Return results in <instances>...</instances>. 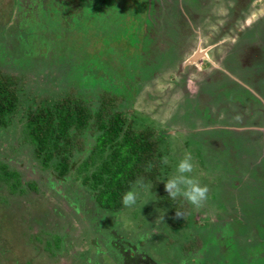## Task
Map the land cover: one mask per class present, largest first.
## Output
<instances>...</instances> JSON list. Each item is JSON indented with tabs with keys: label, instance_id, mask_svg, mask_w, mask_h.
Masks as SVG:
<instances>
[{
	"label": "rangeland",
	"instance_id": "obj_1",
	"mask_svg": "<svg viewBox=\"0 0 264 264\" xmlns=\"http://www.w3.org/2000/svg\"><path fill=\"white\" fill-rule=\"evenodd\" d=\"M37 1L38 8L45 4L43 14L48 12V16L55 0ZM110 1L72 0L70 13L55 27L50 19L42 20L25 35L27 46L10 41L13 38L5 41L7 53L0 59L1 66L19 78L24 89L22 106L25 101L26 107L30 101L34 104V98L41 103L66 95L73 87L69 73L74 61L82 68L84 79L124 91L126 101L121 107L137 114L139 126L160 130L168 160L162 169L165 178L175 174L185 153H191L192 175L208 186L209 199L199 209L190 205V224L183 235L170 232L160 220L163 211L150 189H139L137 203L131 208L122 204L116 209L100 207L83 181L86 171L77 169L60 177L55 166L46 167L33 156L25 140L26 118L21 111L0 138V158L19 168L27 183L34 180L36 190L24 182L14 191L0 182V264H85L92 258L117 264L120 256H112L114 247L124 248L126 242L132 248L130 242H143L151 256L163 262L160 264H187V256L191 264H264V132L260 130L264 106L257 102L259 95L264 97V40L259 39L264 31V13L259 11L264 10V0L262 7L256 5L261 0H183L190 21L174 0L167 13L152 11L154 21L150 23L133 0L127 5L124 0H114L111 8ZM33 5L32 0H0V21L9 20L14 9L10 28L22 22L18 28L24 32L23 22L29 18L26 9ZM59 11L64 14L65 10L60 7ZM190 23L196 27L189 28ZM235 25L242 32H230L231 48L220 43L214 54H227L230 69L240 70L246 61L257 90L247 92L227 82L221 86L220 75L205 68L201 58L193 63L196 67L186 63L202 36L196 33L197 26L204 35L200 46L205 48L207 33H215L210 41L220 39L226 28ZM10 48L27 58L14 57ZM212 73L217 77L208 81L207 95L200 94L205 76ZM90 89L96 98L100 89ZM247 106L252 112H244ZM254 112L258 116L248 119ZM84 155L80 151L75 159ZM51 162L54 165V159ZM238 181L243 183L239 190ZM190 235L202 246L192 245L185 252ZM169 238L175 239L167 246ZM106 240L114 247H108ZM104 247L107 251L95 257L97 248ZM120 251L123 257L131 256L128 249Z\"/></svg>",
	"mask_w": 264,
	"mask_h": 264
},
{
	"label": "trees",
	"instance_id": "obj_2",
	"mask_svg": "<svg viewBox=\"0 0 264 264\" xmlns=\"http://www.w3.org/2000/svg\"><path fill=\"white\" fill-rule=\"evenodd\" d=\"M71 3L72 0H55L49 9L48 16V12L43 14L45 11L41 6L42 13L41 16L39 15L40 20L35 19V8L29 10L28 12L34 15L33 19L27 25L24 20V32H21L18 28V26H22V22L10 28L14 12L16 13L13 9L9 16L10 21H6H9V23L0 21V59L4 58V52H6L4 49L5 41L13 38L10 41L19 42L22 47L24 45L27 46L25 35L28 36L33 29L36 30V24L39 25L40 21L43 20L45 22L46 19H50L51 26L55 27L60 22L59 4L68 6ZM50 30L53 31V28L50 27ZM232 30L235 33L239 32V28L235 25L233 28H226L224 34L227 36ZM43 36L40 35L39 38L45 42L46 38ZM34 37L37 39L38 35L34 34ZM30 39L31 35L29 36ZM259 39L264 40V31L262 30L261 38L259 37ZM10 49L13 50L14 57L20 56L27 58V55L22 56L20 51H16L14 48ZM1 63L3 62L0 60V138L4 137L6 130H9V126L14 123L13 120L16 115L23 111L26 118L25 126L27 127L24 130L25 140L30 143L29 151L30 149L32 150L33 156L38 160H42V163L46 167L55 166L59 171L60 177L68 175L77 169L79 171H86V176L83 181L86 185L89 184L88 188L92 191L96 204L100 207L111 209L119 208L123 194L133 187L137 179L143 178L145 184L151 185L149 189L156 196L157 204L163 211L159 216L160 220L165 222L170 232L181 233L183 230L186 231L188 229L190 224L189 215L191 212L190 204L182 199L175 201L169 199L164 189V181L167 178H165L162 171L164 167V163L161 162L162 158H164L162 143L164 140L160 136V130L151 125L139 126L137 123V114L131 110H127V108L121 107L122 101H126L124 91L119 93L114 88L101 86L98 81L92 82L84 79L80 75L82 68H77L74 61L73 64H70L73 69L69 73L71 79L74 80L73 87L67 91L66 95L54 96L48 99V102L43 101L46 104L43 102L38 103L37 99L34 98V104L30 101L26 107L25 101L23 102L24 106H22L21 93L24 89L19 86V78L12 72H6L2 68ZM225 64L223 63L222 67L231 70L234 74V70L227 68ZM249 72L250 75L253 74L250 70ZM214 74L205 76L206 84L201 88L200 94L207 95V91L209 90L208 81L212 79V76L213 78L217 77ZM229 74L232 75L231 73L224 74L230 84L229 86H237L247 92L249 88H255L257 90L255 85L252 84V82L255 83L254 77L250 76L251 81H249L246 78H241L238 73H235L234 75L238 79L234 80L228 76ZM92 86H97L100 89L96 98L92 97V94L89 93V90H91L90 87ZM81 88H84L85 91H81ZM206 88L208 89L206 90ZM259 96L261 99L258 98L259 101H256L260 102L259 106H264V103L261 102L264 97L262 95ZM247 111L252 112L248 106L244 112L247 113ZM254 113L248 115V119H254L258 116L257 113ZM91 135L93 138L89 140L88 138ZM87 144L90 145V148H87ZM80 151L82 155H85L79 157V159H75L76 154ZM0 157H2L1 154ZM13 159L15 160V158ZM52 159H54V165L51 162ZM10 163L11 161H7L6 158H0V182L6 183L9 187H14V191L16 189L18 190L19 186H24V182L27 187L28 184H31L32 188H30L31 186L28 187L30 190H36L34 188V186L36 187L35 181L31 180L30 183H27L29 180L25 181L23 179L22 171L19 168L11 167ZM150 165L151 167H149ZM88 210L89 208L85 212L89 214L90 211ZM176 211L182 212L184 214L183 218L176 217ZM183 232L181 233L182 235ZM63 237H60L62 242L64 241ZM111 237L112 235L110 233L108 238ZM190 237L192 238L191 235ZM142 238L154 239L148 235H143ZM169 239L165 242L167 246L175 238ZM197 240L194 237L188 240L183 247L185 252L189 251L192 245L200 249L202 243L199 239ZM106 242L108 243V247L113 246L107 240ZM126 243L128 246L125 244L124 248L131 251L129 253L131 256L128 257H123L121 254L120 250L124 248L113 246L114 251L116 250L117 252L113 251L112 256L119 255L120 264L125 262L129 264L133 261H136V264L163 263L151 256L152 253L149 252V246L145 248L143 242V246L140 245L141 243L136 244L130 242L135 248H132L129 242ZM106 251L107 248L105 247L100 251L97 248L95 257H98L99 253L104 254ZM187 257H185L186 263L191 264V262L187 261ZM86 262L102 264L101 261L94 260L93 258Z\"/></svg>",
	"mask_w": 264,
	"mask_h": 264
},
{
	"label": "flooded vegetation",
	"instance_id": "obj_3",
	"mask_svg": "<svg viewBox=\"0 0 264 264\" xmlns=\"http://www.w3.org/2000/svg\"><path fill=\"white\" fill-rule=\"evenodd\" d=\"M16 2H18V0H15ZM22 1V0H21ZM61 1H64V0H61ZM167 1H174V0H146L145 1V5H144V7H145V12H147L148 13V16H149V23H150V21H154L153 20V18H152V16H151V14L153 13L152 11H155V12H162V13H167L166 12V6H165V3L167 2ZM177 2H178V7L179 8H182V6H183V8H184V6L185 7H187V5H185L184 3H183V0H176ZM262 1L263 0H261V1H258V2H256V5H258L259 7H262L261 5H262ZM32 2H33V7H31V8H29V10H31V9H33V8H35V11H36V15H35V19H37V18H39V14L40 13H42V11H41V7L40 8H38L39 7V3H38V1L36 0L35 2L36 3H34V0H32ZM38 3V4H37ZM52 3H54V2H52ZM179 3H181V4H179ZM51 6L52 5H50V8H51ZM70 6L71 5H68V6H64V5H61V4H59V6H58V9L60 8V7H63L64 8V10L65 11H63V13L64 14H60L59 13V20L61 21L62 20V17H64V16H66V13L67 12H69V8H70ZM108 7H112V4H111V1L109 2V4H108ZM43 8H44V6H43ZM29 10H27L26 9V11H27V13H29L28 11ZM187 10V8H185V9H183V13H185V11ZM260 11V14L262 13H264V10L263 9H260L259 10ZM70 13V12H69ZM33 15L34 14H30L29 13V18L28 19H26L25 20V23H26V21H27V23H26V25L28 24V22L29 21H31V19H33ZM185 17H186V19L187 20H191V17L190 16H187V14L185 13ZM25 18V17H24ZM63 21H65L64 19H63ZM254 21V19H252L250 22H249V24L251 23V22H253ZM191 24V27L193 28V27H196L193 23H190ZM248 24V23H247ZM237 26V25H236ZM245 26H249V25H246L245 24ZM199 27V26H198ZM197 27V29H196V33L198 34V33H200L202 36H199V44L198 45H196V47H195V50L192 52V54L191 55H195L200 49L202 50V49H205V48H208V52H207V54H202V56L200 57L201 59H200V62H202V65L205 67V68H208V67H211V70H213V69H215L214 71H213V73H215V74H219L220 76H221V78H220V80H218V83L221 85V86H223L224 84H225V82H227V83H229L228 81H227V78H226V76L224 75V74H226V73H231V74H233V72L231 71V70H227V69H224L223 67H222V65H223V63L225 62V60L227 59V57H228V55L227 54H222V55H219L218 53L215 55L214 54V51L219 47V46H221L220 45V43H222L225 47L226 46H230V43H229V41L227 40V38L229 37V35H224L222 38H220V39H217V40H211L210 41V39H214V36H215V33H213V32H209V33H207L206 34V36H205V40H206V47L204 48H201L202 46H200V45H202V43H201V41H202V38L204 37V35H203V33H202V31L199 29ZM238 28H239V33H241L242 31V29H241V27H239V26H237ZM219 28H220V26H219ZM214 31V30H213ZM253 33H256V32H253ZM221 40H223V41H221ZM261 42V41H260ZM227 43H228V45H227ZM191 43H189L188 45H187V48H186V52L187 51H189L190 50V48H191ZM230 48H231V46H230ZM187 55H188V52H187ZM187 57V56H186ZM188 57H189V55H188ZM187 57V58H188ZM261 59V58H260ZM186 61V60H185ZM226 63V62H225ZM224 63V64H225ZM190 64H192L193 66L195 65V67L198 65V64H193V63H190ZM201 65V66H202ZM226 66H227V63L225 64ZM199 67V66H198ZM232 70H234L235 72H237L240 76H241V78H247V77H250V72H249V70H248V68L244 65L243 67H242V69H240V70H237L234 66H233V69ZM234 75V74H233ZM212 76V75H211ZM228 76H230V77H232V79H234L235 80V78H234V76H231L230 74L228 75ZM240 78V79H241ZM183 79V78H182ZM241 83V82H240ZM230 85V84H229ZM229 87V86H228ZM248 87V86H247ZM198 93V92H197ZM196 93V94H197ZM264 129V127H261L260 128V130L261 131H264L263 130ZM251 166V165H250ZM243 185V183L242 182H239L238 181V183H236V188L239 190V187L240 186H242ZM140 259V258H139ZM119 262H117V264H118ZM132 264H136V261H133V262H131ZM131 263H129V264H131ZM85 264H89V262H86ZM123 264H128V263H123Z\"/></svg>",
	"mask_w": 264,
	"mask_h": 264
},
{
	"label": "clouds",
	"instance_id": "obj_4",
	"mask_svg": "<svg viewBox=\"0 0 264 264\" xmlns=\"http://www.w3.org/2000/svg\"><path fill=\"white\" fill-rule=\"evenodd\" d=\"M161 162L167 164L168 160L164 157ZM194 170L195 164L191 153H185L176 165L175 174L164 181V189L169 199L173 201L182 199L199 209L209 199V188L207 185H202L200 180L192 175ZM150 187V184L144 183L143 178L137 179L133 187L123 194L121 198L122 207L131 208L134 206L137 203L139 189L147 190ZM183 216L182 212L176 211V217L183 218Z\"/></svg>",
	"mask_w": 264,
	"mask_h": 264
},
{
	"label": "crops",
	"instance_id": "obj_5",
	"mask_svg": "<svg viewBox=\"0 0 264 264\" xmlns=\"http://www.w3.org/2000/svg\"><path fill=\"white\" fill-rule=\"evenodd\" d=\"M132 2V0H124V4L125 5H127V3H129V2ZM145 1L146 0H133V4H137V11H142V13H143V16H144V19L145 20H148L149 21V16H148V13L147 12H145V7H144V5H145ZM113 3H114V0H111V4H112V6H113ZM171 3H172V1H167L166 3H165V6H166V12H168V11H170L171 9H170V5H171ZM185 8H187V7H185L184 6V8H183V6H182V8H179V9H182L181 11L183 12V9H185ZM183 14V16L185 17V14L184 13H182ZM187 20V19H186ZM189 25V28H191V24H188ZM195 25V24H194ZM196 26V25H195ZM198 27V26H197ZM235 72V71H234ZM235 73H237V72H235ZM234 73V74H235ZM231 76H234V78L235 79H238V78H236L235 77V75H231ZM240 81V80H239ZM263 103H264V101H263Z\"/></svg>",
	"mask_w": 264,
	"mask_h": 264
},
{
	"label": "water",
	"instance_id": "obj_6",
	"mask_svg": "<svg viewBox=\"0 0 264 264\" xmlns=\"http://www.w3.org/2000/svg\"><path fill=\"white\" fill-rule=\"evenodd\" d=\"M208 48L200 49L195 55H191L186 61L187 64L196 63V61L202 56V54H207Z\"/></svg>",
	"mask_w": 264,
	"mask_h": 264
}]
</instances>
